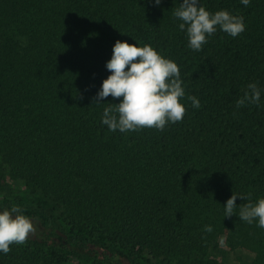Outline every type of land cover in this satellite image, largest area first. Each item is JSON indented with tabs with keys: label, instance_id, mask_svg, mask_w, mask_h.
I'll return each instance as SVG.
<instances>
[{
	"label": "trees",
	"instance_id": "1",
	"mask_svg": "<svg viewBox=\"0 0 264 264\" xmlns=\"http://www.w3.org/2000/svg\"><path fill=\"white\" fill-rule=\"evenodd\" d=\"M181 3L0 0V211L17 205L36 229L0 264H264V228L238 217L246 200L224 217L233 192L264 197V0H200L246 25L201 51L173 16ZM117 40L177 62L200 107L185 97L162 131H110L103 111L120 100L93 98ZM249 83L260 103L237 108Z\"/></svg>",
	"mask_w": 264,
	"mask_h": 264
},
{
	"label": "clouds",
	"instance_id": "2",
	"mask_svg": "<svg viewBox=\"0 0 264 264\" xmlns=\"http://www.w3.org/2000/svg\"><path fill=\"white\" fill-rule=\"evenodd\" d=\"M248 6L251 0H241ZM161 0H155L159 5ZM173 16L181 21L178 27L186 31L188 47L201 51L208 43V37L221 30L233 38L246 29L243 16L235 15L226 9L211 12L200 4V0H182L175 8ZM136 41L137 38L133 37ZM110 75L103 81L102 87L93 98V102H104L109 96L119 103L104 108L102 123L110 131L129 132L143 128L164 130L169 123L181 122L187 107L182 99L186 97L185 86L181 79V70L177 62L164 56L151 44L129 43L117 40L111 59L106 64ZM247 91L236 101V107L245 104L259 105L261 89L257 83H249ZM122 98V99H121ZM186 99L195 108L200 107L199 99L190 95ZM237 197L246 200L239 205V219L264 228V197L252 201L251 193L237 194L227 200L225 216L236 215ZM31 217L17 205L0 211V252L8 254L11 245L26 244L29 236L35 232ZM205 232H212L211 225H205ZM221 244L224 241L221 239Z\"/></svg>",
	"mask_w": 264,
	"mask_h": 264
},
{
	"label": "rangeland",
	"instance_id": "3",
	"mask_svg": "<svg viewBox=\"0 0 264 264\" xmlns=\"http://www.w3.org/2000/svg\"><path fill=\"white\" fill-rule=\"evenodd\" d=\"M15 195L17 194H20L21 195V199H17L18 201H20V203H24V204H28L32 202V197L29 195L28 191L27 190H23V189H20V190H16L14 192ZM59 214V213H58ZM74 263L73 264H89L88 262L84 261V260H74L73 261Z\"/></svg>",
	"mask_w": 264,
	"mask_h": 264
}]
</instances>
